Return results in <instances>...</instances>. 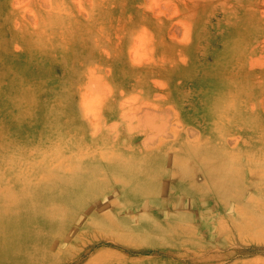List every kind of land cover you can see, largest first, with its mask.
Wrapping results in <instances>:
<instances>
[{"label": "rangeland", "instance_id": "1", "mask_svg": "<svg viewBox=\"0 0 264 264\" xmlns=\"http://www.w3.org/2000/svg\"><path fill=\"white\" fill-rule=\"evenodd\" d=\"M5 171L0 264H264V0H0Z\"/></svg>", "mask_w": 264, "mask_h": 264}, {"label": "bare ground", "instance_id": "2", "mask_svg": "<svg viewBox=\"0 0 264 264\" xmlns=\"http://www.w3.org/2000/svg\"><path fill=\"white\" fill-rule=\"evenodd\" d=\"M6 174L7 173L5 171V174L0 176V183H2V179L4 178V176ZM24 177H25V174H24ZM14 178H16V177H14ZM16 185L17 186L15 187V190L14 189L10 190L11 192L9 195H11V203L9 202L10 199H8V201H6V203H4L2 205L3 206L2 209H0V214L2 215L1 216L2 218L0 219L1 220L0 226L2 224L1 222H3V221H6V223L10 222V219H12V218L8 216L9 214L15 215L17 212L21 213V209H25V205H26L25 203L20 202L18 200L14 201L15 197L18 199H21L22 198L21 196H24L26 193V192H22V190H20L21 189V188H19L20 185H18V184H16ZM6 191L7 190L2 189L0 187V197H4L6 195ZM6 205H8V207H6ZM6 214H8V215L6 216ZM260 217L261 216L257 217L258 220H262V223H260L259 227L264 229V216H262L261 218ZM17 220H19V219L17 218ZM0 228H2V227H0ZM7 256H9V253H4V258H7ZM26 258L29 260V263H30V261L34 262L36 260L35 254H31V253L26 254Z\"/></svg>", "mask_w": 264, "mask_h": 264}]
</instances>
